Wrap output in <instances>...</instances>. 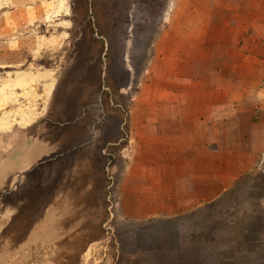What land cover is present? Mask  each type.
I'll use <instances>...</instances> for the list:
<instances>
[{
    "label": "rangeland",
    "instance_id": "obj_1",
    "mask_svg": "<svg viewBox=\"0 0 264 264\" xmlns=\"http://www.w3.org/2000/svg\"><path fill=\"white\" fill-rule=\"evenodd\" d=\"M173 20L186 43L165 40ZM225 22L229 37L214 27ZM177 51L244 78L258 69L264 107V0H0V264H264V153L232 190L176 217L118 205L108 141L127 143L126 103Z\"/></svg>",
    "mask_w": 264,
    "mask_h": 264
},
{
    "label": "crops",
    "instance_id": "obj_2",
    "mask_svg": "<svg viewBox=\"0 0 264 264\" xmlns=\"http://www.w3.org/2000/svg\"><path fill=\"white\" fill-rule=\"evenodd\" d=\"M206 11L214 12L208 6ZM214 27L229 37L226 22ZM167 28L171 34L165 40L173 46L186 43L185 38L190 37L182 34L175 20ZM232 38L228 43L237 44L243 36ZM242 55L237 52L228 58L243 59ZM210 56L163 53L159 60L167 61L168 67L155 74L154 80L151 77L149 83L141 84L126 103L123 127L127 143L118 149L117 142L108 141L109 150L120 154L118 205L126 216L141 220L176 217L223 196L260 163L264 153V107L259 70L257 78L254 70L244 78L236 63L222 71L213 70L211 63L194 62L209 60ZM247 60L260 62L261 58L252 53ZM42 145L36 137L28 142L29 148ZM56 145L53 142L44 146L55 150ZM102 151H92L91 155L99 157ZM105 168L113 175L117 162Z\"/></svg>",
    "mask_w": 264,
    "mask_h": 264
},
{
    "label": "built area",
    "instance_id": "obj_3",
    "mask_svg": "<svg viewBox=\"0 0 264 264\" xmlns=\"http://www.w3.org/2000/svg\"><path fill=\"white\" fill-rule=\"evenodd\" d=\"M108 177H109V178H112V177H113V175L110 173V174L108 175ZM110 186H111V185H110Z\"/></svg>",
    "mask_w": 264,
    "mask_h": 264
},
{
    "label": "trees",
    "instance_id": "obj_4",
    "mask_svg": "<svg viewBox=\"0 0 264 264\" xmlns=\"http://www.w3.org/2000/svg\"><path fill=\"white\" fill-rule=\"evenodd\" d=\"M164 1V0H163Z\"/></svg>",
    "mask_w": 264,
    "mask_h": 264
}]
</instances>
